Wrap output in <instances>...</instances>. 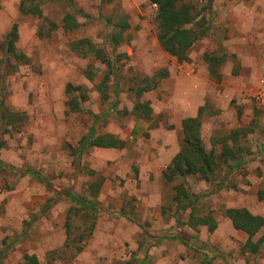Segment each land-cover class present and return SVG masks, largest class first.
Instances as JSON below:
<instances>
[{
  "label": "rangeland",
  "instance_id": "1",
  "mask_svg": "<svg viewBox=\"0 0 264 264\" xmlns=\"http://www.w3.org/2000/svg\"><path fill=\"white\" fill-rule=\"evenodd\" d=\"M20 2L0 0V43L16 25V50L24 56L17 60L0 48V115L6 107L8 114L25 119L12 133L4 132L0 122V142L5 143L0 160L6 166L0 174V246L24 233L3 264H25V255L37 257L41 264H264V249L258 257L241 252L247 237L225 216L230 208L264 216V201L258 199L259 191H264V110L254 98L264 81V0H215L205 13L211 32L194 45L189 63H179L162 49L156 10L149 0H117L102 10L96 0H74L76 9L89 17L78 16L82 26L72 33L62 28L70 11L66 3H50L44 18L38 19L22 15ZM196 4L204 7L206 1ZM123 18L134 26L117 46L111 36ZM52 22L57 29H51ZM84 39L116 60L115 68L96 57L79 56L72 46ZM216 52L227 58L217 75H211L204 55ZM89 68L96 74L93 81L85 75ZM162 70L173 72L174 79L182 76L180 81L204 72L211 75L214 89L208 91L205 105L218 115L203 121L206 148L214 137L257 122L243 142L253 153L251 162L230 174L226 169L219 172L227 188L199 206L200 214L210 213L218 221L214 233L207 228L191 230L188 215L179 216L181 224L174 218L177 183H167L163 171L180 151L183 137V115L178 117L175 101L196 99L198 91H179L175 96L169 91L172 79L167 78L138 99L135 90L145 87L143 79ZM106 74L110 98L103 102L99 86ZM68 84L86 90L88 100L81 102L79 113H68ZM139 102H150V119L135 114ZM87 135L93 139L114 135L126 145L122 150L84 146L79 171L73 165L75 150ZM30 170L40 173L52 188ZM99 181L104 183L97 198L96 229L77 255L65 248L71 204L62 195L68 189L83 195ZM190 182L194 193L215 189L194 177ZM48 205L52 207L47 210ZM263 236L264 229L256 239Z\"/></svg>",
  "mask_w": 264,
  "mask_h": 264
},
{
  "label": "trees",
  "instance_id": "2",
  "mask_svg": "<svg viewBox=\"0 0 264 264\" xmlns=\"http://www.w3.org/2000/svg\"><path fill=\"white\" fill-rule=\"evenodd\" d=\"M64 2L70 7V11L62 20V28L72 33L80 29L82 26L78 21V16L89 17L78 11L74 5V0H21L19 10L24 16L43 19L44 8L52 2ZM99 2V9H103L106 5L113 4L117 0H96ZM197 0H150L151 4H156L155 20L158 25V41L162 49L176 58L179 63L191 62L189 52L197 41L204 40L211 32L210 21H208L205 13L213 9L215 0H205L206 5L202 7L196 4ZM51 29H57L58 25L54 22L50 23ZM118 29L111 36L114 45L120 46L124 40V34L130 30V24L127 18L118 23ZM18 28L15 25L12 31L7 35L3 43H0V48L9 56L15 57L17 60L24 58L19 55L16 50V41L18 36ZM42 32V31H41ZM74 51L83 58L96 57L99 61L105 64L109 69L115 68V61H111L105 51L98 48L90 40L84 39L73 44ZM123 57L128 58L126 54ZM227 55L219 53L205 54L204 61L209 65V72L212 75H217V69L220 68L226 61ZM10 61H7V65ZM86 78L90 81L96 76L95 71L89 68L86 73ZM170 74L167 71H159L153 77L143 79L145 87L135 90V95L138 99L146 93L152 92L159 88L161 82L169 78ZM109 80V75H105V79L99 86L103 102H107L110 98L106 81ZM83 86H74L68 84L66 94L68 96V113H79L82 111L81 102L88 100L87 94ZM150 102L140 103L135 106V114L142 116L145 119H150L152 115ZM9 112V111H8ZM257 111V115L261 114ZM218 112L208 111V106H203L199 109L196 118H188L183 121L182 141L180 151L174 156L170 164L163 171V177L167 183H177L172 206L174 209V218L177 224H181V215H188L189 221L186 225L194 232H199L202 228H207L210 233L217 231L219 223L210 213L200 214L199 206L205 202L210 196L227 188L225 179L221 178L220 173L226 169L230 174L240 168L247 166L253 156L250 148L243 145L248 136L253 133L257 122L253 121L250 126L235 130L228 135L222 137H214L211 141L210 149L206 148L202 137V125L206 117L217 116ZM150 116V117H149ZM25 120V119H24ZM23 118L18 115L7 113L6 107L2 108L0 122L5 127L7 133L18 131L23 123ZM11 126V127H9ZM10 128V130H9ZM89 145V146H88ZM125 141L118 139L114 135H100L93 139L87 135L81 139L80 146L75 150L74 155L77 159L73 165L80 171V158L83 155V147L98 148L103 150H122L125 148ZM5 143L0 142V153L4 149ZM15 171L14 167H7ZM6 170L0 160V174ZM39 182L44 183L48 188H52V184L43 178V176L35 171H29ZM91 176H95L94 171H91ZM93 176V177H94ZM190 177L197 178L199 181L215 187L213 191L194 193ZM103 181L91 184L87 187L83 195H78L74 190L68 189L63 192L65 199L70 201V208L65 222L66 240L65 248L76 253L77 255L83 252L86 244L93 237L98 213L100 212V203L98 196L103 188ZM236 189V187H232ZM258 199L264 201V191H259ZM52 205L47 206L48 208ZM45 209L44 212L47 211ZM166 212V210H165ZM225 216L230 220L233 228L246 235L247 240L242 247L244 255H252L258 257L264 249V236L256 239L257 235L264 229V216L254 214L247 208H230L225 211ZM183 223V222H182ZM27 226H29L27 224ZM26 229L24 230V232ZM23 234L16 236L11 241L5 239L0 246V264L10 255V253L21 242ZM25 238V237H24ZM185 246L189 243L183 239H179ZM25 264H41L37 257L25 255ZM203 264H206L203 262Z\"/></svg>",
  "mask_w": 264,
  "mask_h": 264
},
{
  "label": "crops",
  "instance_id": "3",
  "mask_svg": "<svg viewBox=\"0 0 264 264\" xmlns=\"http://www.w3.org/2000/svg\"><path fill=\"white\" fill-rule=\"evenodd\" d=\"M151 6H152V4H151ZM129 24H130V29L133 28L134 25H132V23H130V22H129ZM193 47H192V49H193ZM189 56H190V52H189ZM169 74H170L169 79H172V80H169V82H171V84H173V87L169 91H175L174 92L175 96L181 94V93H179V91H181L182 93H184L183 91H196V92L198 91L197 93L194 92V93H196V95H195L196 99L188 96L181 103H178V101H175V105H177L176 112L178 113V117L183 115L182 120H180L181 125L183 127V121L185 119L196 118L198 116L199 109L205 105L206 100L209 97L208 91H211L210 89H214V87L212 85L213 81H211V79H209V76H211V75L208 76V74L206 75L205 72L201 76H199L198 78H190V79L182 78V81H180V78L182 76L178 77L177 79H174L175 74L173 72H169ZM192 82H196L199 84H197L195 86V85H193ZM176 98L179 99L178 96Z\"/></svg>",
  "mask_w": 264,
  "mask_h": 264
},
{
  "label": "built area",
  "instance_id": "4",
  "mask_svg": "<svg viewBox=\"0 0 264 264\" xmlns=\"http://www.w3.org/2000/svg\"><path fill=\"white\" fill-rule=\"evenodd\" d=\"M153 9H157V5L153 4L151 6ZM254 98L257 100L258 106L264 110V81L261 84V86H259V88H257V90L254 93Z\"/></svg>",
  "mask_w": 264,
  "mask_h": 264
}]
</instances>
